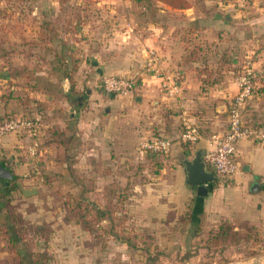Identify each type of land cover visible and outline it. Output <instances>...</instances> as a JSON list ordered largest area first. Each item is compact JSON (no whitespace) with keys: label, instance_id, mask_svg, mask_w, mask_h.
<instances>
[{"label":"crops","instance_id":"1","mask_svg":"<svg viewBox=\"0 0 264 264\" xmlns=\"http://www.w3.org/2000/svg\"><path fill=\"white\" fill-rule=\"evenodd\" d=\"M45 7L43 4L42 9ZM34 8L35 5L30 6L31 14ZM167 8L164 5L159 12L164 13ZM185 13L182 18L130 21L126 31L137 34L135 27L140 31L136 37L139 47L135 57L132 56L139 62L133 63V68L145 66L149 54L155 52L160 58V72L176 80L177 93L168 95L157 82L158 78L142 71L141 81L132 92L103 95L91 88L84 107L71 103L69 87L64 82L67 79L62 83L53 82L50 50L44 46L47 43L44 41L42 51L38 52L34 42L40 40L30 26L16 36L9 26L0 23V114H27L39 118L41 123L36 138L20 132L0 137V161L17 177V191L22 199L37 197V192L29 188L34 181L40 182L34 176L37 170L46 173L61 169L70 155L75 158L76 170L91 173L93 188L103 186L104 179L113 182L115 170L120 171L122 184L127 183L132 161L137 158L134 144L157 132L171 140V151L158 158L154 170L146 156L139 160L142 169L138 176L132 177L140 179L139 211L166 213L160 216L163 219L180 218L189 211L208 228L221 219L232 224L254 222L264 212V139L241 140L236 154L239 170L228 180L216 179L213 186L209 184L210 190L203 198H196V189L186 184L183 160L194 157L197 150L204 152L205 140L211 134L226 131V110L221 115L214 108L222 105L227 108L237 92L236 81L231 76L233 71L224 66L216 70L214 65H206L207 61L198 59L196 51L200 49L198 45L210 46L215 42L221 48L229 43L234 48L229 52L238 57V22L227 24L226 20H212L194 7ZM228 31L234 35H228ZM251 64L253 68L245 66L244 69H251L254 76L264 73L256 66L257 62ZM76 74V90L81 89L85 80L94 85L93 67L88 69L85 65ZM211 74H224L225 81L207 85L198 78ZM262 81L258 80L256 85H264L259 84ZM263 99L256 91L246 113L249 121L264 133ZM185 124L196 126L205 139L194 144L182 142L180 135ZM137 130L141 134H133ZM34 141L38 142L36 155L30 152ZM59 154H62L61 161ZM111 154L116 155L115 162L107 161L103 165V158ZM102 171L108 173L103 176ZM13 203L10 201V205Z\"/></svg>","mask_w":264,"mask_h":264},{"label":"rangeland","instance_id":"2","mask_svg":"<svg viewBox=\"0 0 264 264\" xmlns=\"http://www.w3.org/2000/svg\"><path fill=\"white\" fill-rule=\"evenodd\" d=\"M184 2V13L172 8L161 13L159 9L165 5L162 0H0V23L9 26L16 36L30 26L40 40L34 42L38 52L44 41L47 43L44 46L50 50L53 82L62 83L69 77L70 81L64 82L75 107L86 105L91 88L112 95L101 87L105 75L141 81L144 65L133 68V63L139 62L133 57L139 47L136 37L140 31L135 27L137 34L126 32L130 21L182 18L191 7L215 21L238 22V57L229 52L234 50L229 43L220 48L214 42L210 46L198 45V59L214 65L216 70L218 66L231 69L234 81L245 66L253 68L252 61L264 72V0ZM31 5H35L33 14ZM228 35L234 34L228 31ZM58 56H64V61H59ZM85 65L94 68L95 83L91 86L85 80L76 90V73ZM56 68L60 70L56 72ZM110 69L114 72L108 73ZM224 77L198 76L207 85L224 82ZM258 80H264V73L253 78L256 91L264 98V85H256ZM214 109L217 114H225L224 105ZM156 136L157 132L152 133L134 144L137 158L132 161L127 183L122 184L120 171L115 170L113 182L104 179L103 186L93 188L91 173L76 170L78 166H74L71 155L61 169L46 173L37 170L34 176L40 184L34 181L29 185L37 197L24 200L16 189L11 195L14 205L7 203L5 209L0 208V264H10L12 256L21 258L24 264H264V212L254 222L232 224L221 219L208 228L189 211L180 218L166 219L160 217L166 213L139 211L140 179L132 177L140 173L139 160L145 156L153 170L158 165L160 156L139 153L141 142ZM58 157L63 160L62 154ZM116 158L115 154L106 156L103 165ZM101 173L105 176L108 172ZM221 223L232 228L231 235L213 246L209 234ZM13 231L22 236L10 247L5 234Z\"/></svg>","mask_w":264,"mask_h":264},{"label":"built area","instance_id":"3","mask_svg":"<svg viewBox=\"0 0 264 264\" xmlns=\"http://www.w3.org/2000/svg\"><path fill=\"white\" fill-rule=\"evenodd\" d=\"M145 73L151 74L159 79V84L168 95L177 93L178 84L175 79L163 75L160 72V58L155 52H151L143 68ZM254 74L247 68L237 77V92L231 97L226 108L228 123L224 133H213L206 138V148L203 160L208 169L211 170L219 180H228L240 168L236 160L237 146L241 140L264 139L261 128L249 121L246 113L247 107L251 104L256 94L253 84ZM139 82L135 78L118 77L105 75L101 78L103 91L113 95H121L125 92H132ZM41 130L39 118L16 114L14 116L0 114V137L10 133H25L36 138ZM181 141L187 144H194L205 139L196 126L185 124L181 132ZM38 142L34 141L30 147L32 155H36ZM171 140L162 135L142 141L139 153L144 156L147 152L159 156H167L171 151Z\"/></svg>","mask_w":264,"mask_h":264},{"label":"trees","instance_id":"4","mask_svg":"<svg viewBox=\"0 0 264 264\" xmlns=\"http://www.w3.org/2000/svg\"><path fill=\"white\" fill-rule=\"evenodd\" d=\"M179 1L180 2L176 4L173 1L162 0V2L166 6H168L169 8H172V9H183V8H185L184 4H186V2H184V0H179ZM186 7H188V6H186ZM58 57H59L58 58L59 61H61V62L64 61L63 60L64 56L63 57L58 56ZM118 77H120V76H118ZM65 78L70 81L68 76H66ZM16 114L17 113H12L8 116H14ZM24 115L25 116H31V115H27V114H24ZM16 179H17V177L14 175L13 179L10 180L9 183L6 185H5V180L0 179V183H1L0 184V208H2V209L6 208V204L10 203V201H11L12 192L15 191L16 189H18ZM211 186H213V182L211 183ZM196 198L201 199L203 197L197 195ZM194 214H192L191 216L195 218ZM197 221H198V219H197ZM231 230H232V228L230 226L223 224V223L219 224L217 229L214 232L209 234L210 244L214 246V245H218L220 242H225L228 239L229 235H231ZM5 235L7 236V241H8V244L10 247L11 246L14 247L17 244V242L20 241V238L22 236V234L19 231H17V232L13 231L12 233H9L8 235L5 234ZM10 264H24V263H23V260L21 258H19V257L17 258V256H12Z\"/></svg>","mask_w":264,"mask_h":264},{"label":"water","instance_id":"5","mask_svg":"<svg viewBox=\"0 0 264 264\" xmlns=\"http://www.w3.org/2000/svg\"><path fill=\"white\" fill-rule=\"evenodd\" d=\"M203 155L204 152L202 150H197L194 157L183 160L187 177L186 184L194 187L196 194L201 197L207 195L209 184L211 185L217 179L216 175L205 164ZM13 176L12 170L0 161V179L5 180V185L13 179Z\"/></svg>","mask_w":264,"mask_h":264}]
</instances>
